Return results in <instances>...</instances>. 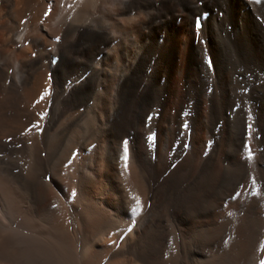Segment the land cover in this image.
I'll return each mask as SVG.
<instances>
[{"label":"bare ground","instance_id":"1","mask_svg":"<svg viewBox=\"0 0 264 264\" xmlns=\"http://www.w3.org/2000/svg\"><path fill=\"white\" fill-rule=\"evenodd\" d=\"M0 264H264V0H0Z\"/></svg>","mask_w":264,"mask_h":264},{"label":"snow or ice","instance_id":"2","mask_svg":"<svg viewBox=\"0 0 264 264\" xmlns=\"http://www.w3.org/2000/svg\"><path fill=\"white\" fill-rule=\"evenodd\" d=\"M125 159H126V157H125Z\"/></svg>","mask_w":264,"mask_h":264}]
</instances>
